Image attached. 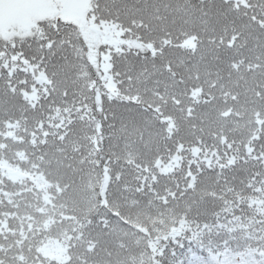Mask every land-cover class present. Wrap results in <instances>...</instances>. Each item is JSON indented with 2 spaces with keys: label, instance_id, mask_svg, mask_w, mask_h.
<instances>
[{
  "label": "snow or ice",
  "instance_id": "obj_1",
  "mask_svg": "<svg viewBox=\"0 0 264 264\" xmlns=\"http://www.w3.org/2000/svg\"><path fill=\"white\" fill-rule=\"evenodd\" d=\"M209 201L264 224V0H0V264H168Z\"/></svg>",
  "mask_w": 264,
  "mask_h": 264
},
{
  "label": "trees",
  "instance_id": "obj_2",
  "mask_svg": "<svg viewBox=\"0 0 264 264\" xmlns=\"http://www.w3.org/2000/svg\"><path fill=\"white\" fill-rule=\"evenodd\" d=\"M209 203L211 210L202 213L206 222L192 221L188 235L181 234L166 245L168 264H258V252L264 250V224L259 223V214L244 207L232 223L223 215L224 203ZM227 212L231 217L232 209ZM216 216L225 220V227H215Z\"/></svg>",
  "mask_w": 264,
  "mask_h": 264
}]
</instances>
